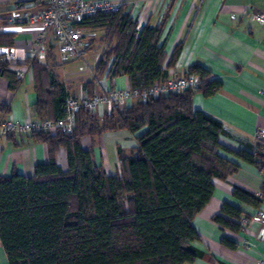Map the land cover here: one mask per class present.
I'll use <instances>...</instances> for the list:
<instances>
[{"label": "trees", "instance_id": "obj_1", "mask_svg": "<svg viewBox=\"0 0 264 264\" xmlns=\"http://www.w3.org/2000/svg\"><path fill=\"white\" fill-rule=\"evenodd\" d=\"M79 27L90 32L88 51L94 48L95 32L101 31L106 50L97 72L127 76L131 90L168 80L183 50L178 44L164 68L162 28L139 30L126 4L117 12L87 18ZM14 42V36H0V48H13ZM56 57L51 47L45 60L29 59L37 92L35 118L65 115L71 96L55 73L60 65L53 63ZM13 65L0 55L1 74L16 91L21 80L10 69ZM191 75L199 77L197 90L139 97L111 111L102 108L101 113L84 108L70 134H8L17 146L40 142L49 151L48 162L38 164L34 175L15 172L0 177V243L9 264H191L204 257L206 251L195 245L201 238L194 220L212 199L214 180L225 181L240 169L228 156L256 166L264 178V140L239 151L223 145L220 138L230 135L226 127L194 108L197 92L214 96L222 83L201 65L189 67L184 77ZM112 131H127L136 140L130 154L118 149L117 175L107 173L94 150L95 141ZM84 139L92 144L85 147ZM60 150L67 153V170L57 162ZM233 196L241 204L260 208L264 182L259 193L235 187ZM249 218L240 206L225 202L213 220L240 233ZM222 243L238 247L229 238Z\"/></svg>", "mask_w": 264, "mask_h": 264}, {"label": "crops", "instance_id": "obj_2", "mask_svg": "<svg viewBox=\"0 0 264 264\" xmlns=\"http://www.w3.org/2000/svg\"><path fill=\"white\" fill-rule=\"evenodd\" d=\"M131 8L138 21V29L145 26L161 27L160 43L167 54V67L178 44L183 50L176 65L169 69L170 78L184 77L189 67L201 65L222 83L221 89L211 97L197 92L194 108L220 121L229 131L220 142L233 151L256 143V132L264 129V24L254 20V15L264 13V0H120ZM46 5V0H0V36H14L12 49L16 71L24 68L23 60L30 59L35 47V27L19 26L12 22L13 16L28 9L36 12ZM7 47V46H5ZM49 47L57 56L54 42ZM10 48V47H9ZM103 57V56H102ZM111 63V62H110ZM60 64V63H59ZM61 65V64H60ZM71 97L85 98L112 89L130 88L129 78H112L109 71L103 75L97 69L91 75L68 73L60 76ZM37 102L35 76L32 69L12 91L9 80L0 70V177H10L15 172L32 176L38 164L49 160L48 147L44 143L28 141L17 146L2 130L6 121L25 123L31 119ZM128 101V105L133 104ZM103 111L100 108V113ZM88 147L90 139H84ZM136 145L135 136L127 131L104 133L95 141V156L107 173L117 175L121 165L118 149L128 154ZM240 169L227 180H214L215 191L206 207L198 213L194 225L201 241L195 245L206 251L203 258L191 264H260L264 262V222L251 221L243 232L225 229L213 217L222 211L225 202L240 206L252 217L258 210L264 211V203L254 208L239 203L233 196L235 187L259 193L264 182L260 170L233 156ZM57 162L68 169V157L64 150L57 153ZM229 238L237 243L236 249L224 245ZM0 264H9L6 251L0 243Z\"/></svg>", "mask_w": 264, "mask_h": 264}, {"label": "built area", "instance_id": "obj_3", "mask_svg": "<svg viewBox=\"0 0 264 264\" xmlns=\"http://www.w3.org/2000/svg\"><path fill=\"white\" fill-rule=\"evenodd\" d=\"M124 3L120 0H46L42 9L33 12L24 9L12 18V22L19 26L30 25L35 27V47L30 56L31 60H45L48 56L49 44L54 42L62 62L74 61L87 54L91 46V37L88 31L79 27L85 19L99 14H111L120 10ZM254 20L264 24V13L254 15ZM0 55L14 64L15 57L9 47L0 48ZM29 58L23 60L24 68L17 69L18 80L26 78L31 69ZM199 77L169 78L163 83L155 84L145 90L112 89L90 98L69 97L64 106V117L60 119H31L25 123L6 121L2 124L5 134H29L32 132L50 131L70 134L75 127L76 115L84 108L96 111L100 108L111 111L114 107L125 106L128 101L141 97L146 100L150 95L174 92L181 93L185 90H197ZM256 140H264V129H258ZM251 221L264 222V211L258 210L245 225ZM260 264H264L261 262Z\"/></svg>", "mask_w": 264, "mask_h": 264}, {"label": "rangeland", "instance_id": "obj_4", "mask_svg": "<svg viewBox=\"0 0 264 264\" xmlns=\"http://www.w3.org/2000/svg\"><path fill=\"white\" fill-rule=\"evenodd\" d=\"M95 34L96 42L94 48L87 54H85L82 58H78L74 61L62 64L59 54H57L56 60L53 61V63L57 62L61 64L58 66V69L56 71L60 74V76H65L68 73L72 72L73 74H80L84 76L91 75L92 77V73L95 71V69H97L102 59L103 53L106 50L105 43L100 41L101 31H96Z\"/></svg>", "mask_w": 264, "mask_h": 264}]
</instances>
